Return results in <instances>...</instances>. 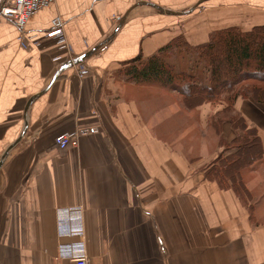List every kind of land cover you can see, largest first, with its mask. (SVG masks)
Returning <instances> with one entry per match:
<instances>
[{
  "label": "crops",
  "instance_id": "1",
  "mask_svg": "<svg viewBox=\"0 0 264 264\" xmlns=\"http://www.w3.org/2000/svg\"><path fill=\"white\" fill-rule=\"evenodd\" d=\"M58 15L70 49L47 35ZM256 25L264 0H55L23 31L0 18V264H57L60 244L80 240L91 264H264V154L243 170L246 204L206 174L236 137L223 102L191 108L122 73L175 38L201 45ZM168 61L205 71L193 53ZM234 109L264 148V103L240 97ZM77 206L85 236H61L59 210Z\"/></svg>",
  "mask_w": 264,
  "mask_h": 264
},
{
  "label": "trees",
  "instance_id": "2",
  "mask_svg": "<svg viewBox=\"0 0 264 264\" xmlns=\"http://www.w3.org/2000/svg\"><path fill=\"white\" fill-rule=\"evenodd\" d=\"M177 50L195 54L197 65L193 69L200 64L205 71L176 70L168 58ZM122 73L138 84L177 91L191 108L223 102V113L228 114L236 137L225 144L206 174L221 188H233L248 204L251 193L242 173L262 158L264 148L259 130L235 113L234 105L240 97L264 103V25L247 31L225 27L201 45H191L183 36L175 38L150 58L137 57Z\"/></svg>",
  "mask_w": 264,
  "mask_h": 264
},
{
  "label": "built area",
  "instance_id": "3",
  "mask_svg": "<svg viewBox=\"0 0 264 264\" xmlns=\"http://www.w3.org/2000/svg\"><path fill=\"white\" fill-rule=\"evenodd\" d=\"M55 0H0V18H5L14 23L20 30H25L28 20L41 9L51 6ZM47 35L57 39L64 49H70V43L66 36L65 21L61 15L51 20L50 30ZM73 59L69 63L73 64ZM85 68L81 67L79 75L83 76ZM98 132L97 127L81 128L75 132H65L55 138L59 148H66L70 144L77 145L79 138L83 135ZM81 206L62 208L59 210V233L61 236H85V227L82 223ZM78 219L81 224L75 225L74 220ZM59 261L63 264L68 260L70 264H91L84 240L78 242L61 243L59 247Z\"/></svg>",
  "mask_w": 264,
  "mask_h": 264
},
{
  "label": "water",
  "instance_id": "4",
  "mask_svg": "<svg viewBox=\"0 0 264 264\" xmlns=\"http://www.w3.org/2000/svg\"><path fill=\"white\" fill-rule=\"evenodd\" d=\"M152 5L153 7H155L156 9H158L159 11H162V12H166V13H169V14H176V15H184V14H187V13H191L193 10L190 9L188 11H182V12H178V11H173V10H165L163 9L162 7L160 6H156L154 4H150ZM115 34H112L110 37H108L106 40H104L101 44H99V46H97L96 48H94L91 52H94V51H97L100 47H102L103 45H105L106 43H108L113 37H114ZM89 55V54H88ZM83 60V57L82 58H79V59H74L73 63H79ZM72 63H69L67 62L64 66H71ZM57 76L54 77L53 81H55ZM25 133V132H24ZM24 133L22 135H24Z\"/></svg>",
  "mask_w": 264,
  "mask_h": 264
},
{
  "label": "rangeland",
  "instance_id": "5",
  "mask_svg": "<svg viewBox=\"0 0 264 264\" xmlns=\"http://www.w3.org/2000/svg\"><path fill=\"white\" fill-rule=\"evenodd\" d=\"M211 126H212V125H211ZM212 128H213V130H214V135H215V139H216V136H217V135H216V134H217L216 129H215V127H213V126H212Z\"/></svg>",
  "mask_w": 264,
  "mask_h": 264
}]
</instances>
